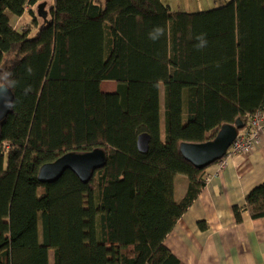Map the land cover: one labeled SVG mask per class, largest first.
<instances>
[{
  "label": "trees",
  "instance_id": "trees-1",
  "mask_svg": "<svg viewBox=\"0 0 264 264\" xmlns=\"http://www.w3.org/2000/svg\"><path fill=\"white\" fill-rule=\"evenodd\" d=\"M24 15L16 29L10 16ZM0 86L15 96L0 123V264H50L51 252L53 264H184L164 242L207 176L180 146L264 115V0L195 13L163 0H0ZM97 148L107 165L89 184L71 171L39 182L43 165ZM244 212L264 218V182L233 208L237 223Z\"/></svg>",
  "mask_w": 264,
  "mask_h": 264
},
{
  "label": "crops",
  "instance_id": "crops-1",
  "mask_svg": "<svg viewBox=\"0 0 264 264\" xmlns=\"http://www.w3.org/2000/svg\"><path fill=\"white\" fill-rule=\"evenodd\" d=\"M50 5L51 1L44 3L43 10ZM10 17L16 29L30 21L27 15ZM98 53L103 54L102 49ZM101 87L115 91L116 82H103ZM206 176V186L166 237L165 246L184 264H249V259L264 264V218L253 220L244 212L243 221L237 223L233 213V208L244 206L248 193L264 182V140L248 154L211 165ZM179 178L177 200L186 190V176Z\"/></svg>",
  "mask_w": 264,
  "mask_h": 264
},
{
  "label": "water",
  "instance_id": "water-1",
  "mask_svg": "<svg viewBox=\"0 0 264 264\" xmlns=\"http://www.w3.org/2000/svg\"><path fill=\"white\" fill-rule=\"evenodd\" d=\"M43 7L44 5L38 6L40 16H44L41 12ZM14 101L15 96L12 90L7 86H0V123L11 114ZM243 129H245V124L240 119L234 125H224L211 141L202 144H181V154L195 168L207 169L228 156L229 149ZM150 140L147 134L139 137L137 146L141 153L147 152ZM106 165L107 154L101 148L84 153L70 152L52 163L43 165L39 170L38 180L41 184H53L66 172L71 171L83 184L87 185Z\"/></svg>",
  "mask_w": 264,
  "mask_h": 264
},
{
  "label": "built area",
  "instance_id": "built-area-1",
  "mask_svg": "<svg viewBox=\"0 0 264 264\" xmlns=\"http://www.w3.org/2000/svg\"><path fill=\"white\" fill-rule=\"evenodd\" d=\"M261 140H264V115L259 114L253 119L249 130L239 132L228 151V157L248 154Z\"/></svg>",
  "mask_w": 264,
  "mask_h": 264
},
{
  "label": "rangeland",
  "instance_id": "rangeland-1",
  "mask_svg": "<svg viewBox=\"0 0 264 264\" xmlns=\"http://www.w3.org/2000/svg\"><path fill=\"white\" fill-rule=\"evenodd\" d=\"M163 1L166 5H169L171 7L172 11L195 13V12L212 10L214 8L220 7L221 5H225L231 0H163ZM101 57L102 54L98 53V57L96 60L97 63L101 61ZM163 97H164V92L162 89V104H163ZM162 131L164 133L163 125H162ZM177 180H180V178ZM176 188H178L177 197H176L178 198L181 193V187L178 183ZM50 264H53L52 252L50 253Z\"/></svg>",
  "mask_w": 264,
  "mask_h": 264
},
{
  "label": "clouds",
  "instance_id": "clouds-1",
  "mask_svg": "<svg viewBox=\"0 0 264 264\" xmlns=\"http://www.w3.org/2000/svg\"><path fill=\"white\" fill-rule=\"evenodd\" d=\"M154 31H155V35L152 36L153 40H155L159 36L163 35V29H161V28H156ZM249 264H254V262L251 259H249Z\"/></svg>",
  "mask_w": 264,
  "mask_h": 264
}]
</instances>
